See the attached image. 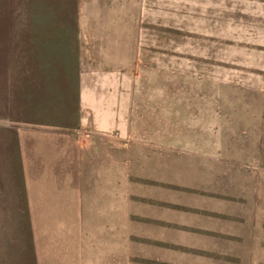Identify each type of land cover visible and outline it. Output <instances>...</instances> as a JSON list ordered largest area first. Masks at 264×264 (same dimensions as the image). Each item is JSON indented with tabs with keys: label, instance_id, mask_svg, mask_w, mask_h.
Instances as JSON below:
<instances>
[{
	"label": "rangeland",
	"instance_id": "1",
	"mask_svg": "<svg viewBox=\"0 0 264 264\" xmlns=\"http://www.w3.org/2000/svg\"><path fill=\"white\" fill-rule=\"evenodd\" d=\"M84 1L0 0V66H10L7 88H0L3 94L9 90L8 102L0 99V264H22L25 254L29 259L26 204L14 174L20 172V158L12 139L20 144L23 135L56 131L73 138L81 107L66 90L70 110L59 111L57 120L34 112L13 119L18 115L13 88L22 75L27 82L36 80L30 66L66 71L122 62L127 133L91 135L98 144L93 156L100 153L110 164L125 166L128 264H264V136L257 128L255 134L245 132L247 123L254 127L258 120L241 117L240 104L236 118L227 114L229 103L217 102L218 95L244 96L248 89L217 87V66L188 61L167 66L165 39L149 29L154 24H142L140 56L134 54L132 23L123 55L116 45L109 51L106 46L102 55L94 36L101 47L108 34L99 23L90 22L97 33L81 29ZM70 71L57 80L61 88L70 85ZM172 245L187 248L177 251Z\"/></svg>",
	"mask_w": 264,
	"mask_h": 264
},
{
	"label": "crops",
	"instance_id": "2",
	"mask_svg": "<svg viewBox=\"0 0 264 264\" xmlns=\"http://www.w3.org/2000/svg\"><path fill=\"white\" fill-rule=\"evenodd\" d=\"M84 6L81 29L96 32L90 22L99 23L108 34L101 47L94 36L102 55L115 45L123 55L132 23L134 54L140 56L146 29L142 24L149 23L154 24L149 29L165 39L167 66L179 61L217 66V87L248 89L244 96L218 95L217 102L229 103L227 114L236 118L240 104L245 113L241 117L258 120L254 127L247 123L245 132L255 134L257 128L264 136V0H85ZM104 39L109 40L106 45ZM79 67L78 135L71 138L56 131L20 138L21 198L28 230L22 225L29 252L22 264L131 262L126 255L125 166L110 164L100 153L93 156L98 144L91 135L127 133L125 62ZM184 247L172 245L177 251Z\"/></svg>",
	"mask_w": 264,
	"mask_h": 264
},
{
	"label": "trees",
	"instance_id": "3",
	"mask_svg": "<svg viewBox=\"0 0 264 264\" xmlns=\"http://www.w3.org/2000/svg\"><path fill=\"white\" fill-rule=\"evenodd\" d=\"M49 19L53 17V13L49 12ZM4 50V53L5 50ZM35 53L31 54V60L34 61ZM2 58V54H1ZM35 62V61H34ZM10 66H0V88L6 87V73ZM32 68V74L36 76V80L33 83L27 82L28 77L22 75L20 77V83L13 88V101L15 108L17 109V116H11L13 119H24L30 112H34L37 116L45 115L47 120H57L60 116L61 111L68 112L70 110L71 102L70 97H67L66 90L70 92L73 98H76V104L79 98V67L78 66H67L66 71H63V66H30ZM45 67V68H44ZM70 71L71 82L64 83L61 88L57 84V80L65 72ZM42 73L43 77H40ZM3 91V90H2ZM0 99L6 103L9 100V90L3 94L0 93ZM60 111V112H59ZM64 112H62L63 114ZM10 115V114H9ZM17 132V131H16ZM11 146L16 150L19 149V138H13ZM15 178L20 179V172H14Z\"/></svg>",
	"mask_w": 264,
	"mask_h": 264
}]
</instances>
